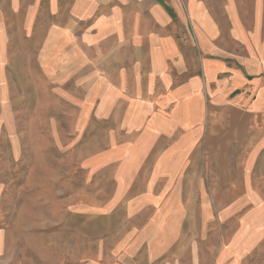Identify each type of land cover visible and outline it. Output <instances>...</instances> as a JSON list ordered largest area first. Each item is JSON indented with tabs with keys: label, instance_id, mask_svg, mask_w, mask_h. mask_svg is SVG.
I'll return each instance as SVG.
<instances>
[{
	"label": "rangeland",
	"instance_id": "1",
	"mask_svg": "<svg viewBox=\"0 0 264 264\" xmlns=\"http://www.w3.org/2000/svg\"><path fill=\"white\" fill-rule=\"evenodd\" d=\"M31 3L0 1V264H264V179H209L202 146L148 150L144 133L149 104L199 73L198 24L221 31L229 60L264 55V18L260 34L240 25L264 0H204L203 19L182 3L180 51L116 22L69 36L49 20L43 33ZM229 6L248 13L239 34Z\"/></svg>",
	"mask_w": 264,
	"mask_h": 264
},
{
	"label": "crops",
	"instance_id": "2",
	"mask_svg": "<svg viewBox=\"0 0 264 264\" xmlns=\"http://www.w3.org/2000/svg\"><path fill=\"white\" fill-rule=\"evenodd\" d=\"M0 1L21 6L22 2L29 0ZM31 2L33 4L31 16L35 14L37 19L44 20L43 25L37 27L40 32L41 30L45 32V27L50 24L49 20L59 27V34L69 36L80 34L77 29L98 27L100 32L97 33L104 34L106 27L116 22V30L113 33L140 34L141 29L145 28V32L150 34L147 38L150 45L158 49L159 41L161 45L159 49L167 51L183 50L174 35L185 33L183 29L190 33L189 30L192 29L189 28L185 11L195 10L197 14H202V19L206 17L204 0H31ZM97 4H100L99 9ZM257 7L255 14H252L255 22L245 21L240 24L249 34H260L263 29L261 23L264 18L263 6ZM88 8L94 11L97 17L88 14ZM228 9L226 16L229 19H241L248 14L244 11L245 15L242 16L241 13L231 10L230 6ZM59 19L61 22L57 25ZM97 20H101L100 25ZM203 25H206L204 21L196 26L195 32H192L196 38L193 45L201 52L199 61L197 60L199 73L190 81L180 83V86L155 98V102L148 106L149 113L152 112L155 116L154 123L149 121L145 124L144 133L149 141L148 150L150 147L162 145L171 148L174 140H179L180 137L182 142L178 146L194 145L204 148L203 153L206 156H203L201 161L210 164L204 170L209 179L222 181L247 180L253 177L264 179V174L254 176L252 172V168L255 170L256 165L261 163L264 170V61L261 60L264 59V55L245 60H229L221 56L216 46L215 35L219 32L217 27L213 26V29L208 28L209 31H206L200 27ZM234 25L231 26L234 30L229 33L239 34L237 20ZM84 30L81 31L82 34ZM210 33L213 35V42L210 41ZM163 35L171 37L165 39ZM135 39L133 44H138L139 42L135 43ZM138 39L142 41L141 38ZM135 48L140 50V43L135 45ZM157 62L158 60H155L154 64L148 66H154L156 70ZM129 64L132 66L133 76L138 77L139 69L142 67L140 62L133 60ZM166 64L165 68L168 66ZM162 75L166 78L171 76ZM190 82L192 83L189 85ZM173 83L174 80L170 81V84ZM117 89L119 94L123 92L120 88ZM162 125L165 126L164 142L157 140L161 136L158 131ZM188 137L192 142L189 143ZM154 141L156 142L153 144ZM185 157L187 161L188 150Z\"/></svg>",
	"mask_w": 264,
	"mask_h": 264
}]
</instances>
